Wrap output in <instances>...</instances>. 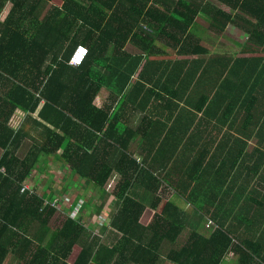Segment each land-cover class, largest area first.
Segmentation results:
<instances>
[{"label":"trees","instance_id":"16d2710c","mask_svg":"<svg viewBox=\"0 0 264 264\" xmlns=\"http://www.w3.org/2000/svg\"><path fill=\"white\" fill-rule=\"evenodd\" d=\"M7 1L12 6L0 21V149H4L0 158V264L9 253L18 264H222L233 249L236 264H264L256 244L233 242L221 230L210 238L194 233L184 245L178 244L182 225L175 222L176 207L161 199L158 180L132 158L125 145L106 147L104 141L117 129L92 104L103 85L95 65L102 59L110 63L116 56L127 64L130 55L124 48L129 40L142 41L150 56L158 52L152 35L182 41L184 54L205 51L195 42L191 27L200 12L211 17L212 27L221 30L229 23H246L248 38L264 44V0H218L219 6L207 0H0V12ZM78 44L86 45L89 53L84 63L72 66L69 60ZM104 67L110 77L122 80L119 92L124 91L127 74L134 69L128 71L122 63ZM168 72L167 78L174 71ZM42 103L40 118L61 132L43 126L47 143L35 145L20 159L15 152L21 132L7 123L14 110L32 113ZM66 111L78 120L70 119ZM97 117L100 126L94 120ZM66 121L85 123L90 129L79 136V128H75L77 142L64 146L69 132ZM62 146V160L66 163L69 158L71 170L101 191L114 169L120 173L113 191L119 207L110 220V227L121 235L115 245L103 243L89 232L81 217L68 213L61 215L47 246L42 244L57 208L34 191L20 190L40 154L56 152ZM110 147L122 149L114 162L104 157ZM136 183L146 190L141 199L129 194ZM147 201L155 213L144 225L141 217Z\"/></svg>","mask_w":264,"mask_h":264},{"label":"crops","instance_id":"0c3cea01","mask_svg":"<svg viewBox=\"0 0 264 264\" xmlns=\"http://www.w3.org/2000/svg\"><path fill=\"white\" fill-rule=\"evenodd\" d=\"M207 1L220 5L218 0ZM11 6L7 1L0 12L1 22ZM212 23L211 17L203 12L192 23L195 42L205 50L200 53L184 54L182 41L177 43L152 35L158 52L150 56L142 41L129 40L124 48L130 55L127 64L116 56L110 63L102 59L95 65L94 71L103 85L92 104L106 113L108 122L112 121L117 129L104 141L106 147L125 145L132 158L158 180L161 199L176 207L175 222L182 225L178 244L184 245L194 233L210 238L221 230L233 242L256 244L259 255L264 256V44L248 38L244 31L246 23H229L222 30L212 27ZM114 63L127 65L128 71L134 69L127 74V86L122 92H119L122 80H116L118 76L110 77L104 67ZM169 70L174 72L167 78ZM104 76L106 80L102 79ZM42 106L43 103L32 113L16 109L9 118V127L22 135L15 152L20 159L35 145L47 143L48 132L43 126L61 132L40 118ZM66 114L78 120L67 111ZM94 120L97 126L101 125L100 118ZM66 127L69 132L64 146L77 142L75 128H79V136L90 129L81 122L66 121ZM79 140L84 142L82 137ZM119 150L122 149L110 147L104 157L114 162ZM62 152L63 146L56 152H42L26 179L25 183L38 196L45 201L53 200L48 197L52 183L36 187L34 176H52L53 170L63 168L74 183L79 180L83 188L94 187L101 199H107L110 194L117 202L113 195L120 178L117 170L111 172L101 191L76 175L69 158L66 163L62 160ZM3 153L4 149H0V158ZM43 168L49 170L43 172ZM145 191L144 186L136 183L129 194L141 199ZM80 200L81 208L85 202L88 204L87 199ZM146 204L143 215L148 212L152 217L149 221L141 217L144 225L150 223L155 213L150 202ZM50 233L42 241L45 246ZM233 250L222 264H236L237 254ZM3 264H18V259L9 253Z\"/></svg>","mask_w":264,"mask_h":264},{"label":"rangeland","instance_id":"374dc122","mask_svg":"<svg viewBox=\"0 0 264 264\" xmlns=\"http://www.w3.org/2000/svg\"><path fill=\"white\" fill-rule=\"evenodd\" d=\"M215 3L219 4L218 1H215ZM62 169L57 171L53 170L51 172L52 176L46 174L44 176L47 177L42 175L34 176V181L36 182L34 183V186L36 187H42L52 183L50 187L51 192L48 195L49 199H62L58 208L56 207L57 212H60V214L56 215V217L49 223L51 226L50 235L52 234V231L55 230L59 225L61 215L68 213L74 218L81 217L83 224L89 229V232L93 236H98L103 243L109 246L115 245L120 239L121 235L110 227V220L119 207L118 200L115 202L114 198H111L110 194L107 199H101V195L98 197V194H96L97 191H95L94 187L88 188L86 185L87 188H83L84 185H81L79 180H76L74 183L70 176L65 174V169ZM48 170L49 169L43 168L41 171L46 172ZM48 180L51 182H48ZM61 187L63 190H61ZM111 190L112 189H109L108 192H111ZM80 199L85 201L87 199L88 204L85 202L87 207H85L84 204V206L82 208L80 207L79 210L78 206H82ZM72 208L73 210H71ZM151 217L152 214H148V212L142 216L145 221H149ZM167 246L168 244H166L165 248H167Z\"/></svg>","mask_w":264,"mask_h":264},{"label":"built area","instance_id":"2783aa9c","mask_svg":"<svg viewBox=\"0 0 264 264\" xmlns=\"http://www.w3.org/2000/svg\"><path fill=\"white\" fill-rule=\"evenodd\" d=\"M89 50L88 47L84 44H78L74 51L71 54L70 60H69V64L72 66H79L82 63H84V61L86 60L87 56H88ZM2 171H5L4 169H2ZM21 192H25V191H33L32 186L29 183H24L21 187ZM60 199H54L52 201H46V203L50 204L53 207H57L59 206L60 203ZM81 206H78L79 210H80ZM74 218V217H73Z\"/></svg>","mask_w":264,"mask_h":264}]
</instances>
